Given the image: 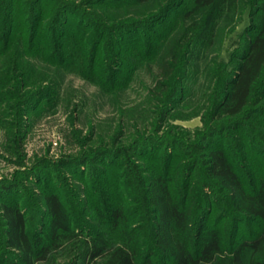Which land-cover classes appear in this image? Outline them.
<instances>
[{
	"label": "rangeland",
	"instance_id": "obj_1",
	"mask_svg": "<svg viewBox=\"0 0 264 264\" xmlns=\"http://www.w3.org/2000/svg\"><path fill=\"white\" fill-rule=\"evenodd\" d=\"M189 3L8 0L12 34L3 50L0 45V202H19L32 235L47 236L41 201L47 189L59 194L85 230L97 226L106 202L129 196L119 191L128 155L144 166L154 162L146 154L155 155L160 165L169 154L171 174H177L173 166L178 165L181 178L183 165L194 157L192 143L227 144L249 178L264 180V101L237 127H224L216 110L223 78L235 61L234 40L245 22L254 21L250 0H238L218 18L208 44L184 55L185 71L174 79L180 91L165 112L166 97L150 95L157 53L170 41L175 21ZM57 25L65 35L60 41L52 38L55 43L49 38ZM11 70L15 79L4 84ZM24 74L29 78L20 79ZM26 103L30 105L24 107ZM210 124L222 127L208 135L211 139H200ZM137 141L147 143L143 148ZM126 203L133 207L132 201ZM217 210L212 208L209 226L224 224ZM1 222L0 217V264L11 263L3 255L21 263L2 241ZM248 225L240 222L239 232ZM54 264L69 260L60 253Z\"/></svg>",
	"mask_w": 264,
	"mask_h": 264
},
{
	"label": "trees",
	"instance_id": "obj_2",
	"mask_svg": "<svg viewBox=\"0 0 264 264\" xmlns=\"http://www.w3.org/2000/svg\"><path fill=\"white\" fill-rule=\"evenodd\" d=\"M237 1L190 0L178 15L170 41L157 53V71L150 88L155 100L166 97L164 112L180 91L174 79L175 73L185 71L184 55L194 54L208 44L205 42L211 40L218 18L232 11ZM250 4L254 21L245 22L238 31L235 61L223 78L216 104L224 127L241 125L264 101V0H250ZM9 9L8 0H0L2 50L12 34ZM52 31L50 40L57 43L55 40L64 39L63 27L57 25ZM40 47L47 58L48 49ZM5 75L4 84L15 79L13 70ZM251 103L254 108L248 116H242ZM220 127L210 124L200 139H211L208 135ZM146 141L137 146L144 148ZM192 144L194 157L187 165L182 164L185 170L181 178H177L178 165L173 166L177 174H171L169 154L161 165L155 155L146 154L154 162L144 166L127 154L119 191H127L129 196L106 202L96 218L97 226H87V230L52 189L41 195L48 219L45 239L30 233L26 211L19 202L1 201L2 241L18 253L21 263L3 255L4 260L10 264H54L58 254L63 253L69 264H264V180L249 178L227 144ZM121 148L124 155L128 153ZM123 199L132 201L133 207ZM214 207L224 224L209 226L208 216ZM240 222L251 226L239 232Z\"/></svg>",
	"mask_w": 264,
	"mask_h": 264
}]
</instances>
